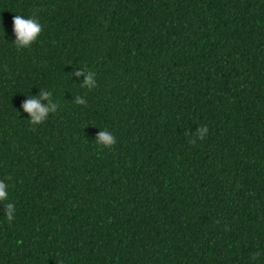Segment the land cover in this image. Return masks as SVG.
Listing matches in <instances>:
<instances>
[{"label": "trees", "instance_id": "1", "mask_svg": "<svg viewBox=\"0 0 264 264\" xmlns=\"http://www.w3.org/2000/svg\"><path fill=\"white\" fill-rule=\"evenodd\" d=\"M0 181V264H264V0H0Z\"/></svg>", "mask_w": 264, "mask_h": 264}, {"label": "clouds", "instance_id": "2", "mask_svg": "<svg viewBox=\"0 0 264 264\" xmlns=\"http://www.w3.org/2000/svg\"><path fill=\"white\" fill-rule=\"evenodd\" d=\"M13 24V33L15 35L14 45L19 48H27L30 47L32 43H34L39 35L43 31V26L41 23L35 18H23L21 15H15L12 20ZM76 75L85 76L84 83L81 85L86 88L95 87V74L92 71H73L71 76ZM48 101L47 105L41 103V101ZM75 103L78 105L85 104L86 101L80 96L76 97ZM21 107L24 112L28 113L31 116L30 123L35 125L43 122L47 119L49 113H54L57 109V104L52 100V92L41 89L39 96H30L27 100H25ZM207 132L206 127H201L200 132L198 134L200 139L204 138V135ZM194 143L195 140L190 141ZM98 144L104 147H111L115 144V137L106 131H102L99 135ZM8 186L3 181H0V201H5L8 199V192L6 188ZM15 206L12 203H8L5 205L4 213L8 222H11L14 219ZM255 258V256L253 257Z\"/></svg>", "mask_w": 264, "mask_h": 264}]
</instances>
